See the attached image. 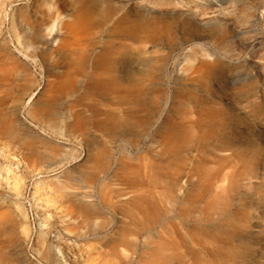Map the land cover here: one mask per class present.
I'll return each instance as SVG.
<instances>
[{
	"label": "rangeland",
	"instance_id": "rangeland-1",
	"mask_svg": "<svg viewBox=\"0 0 264 264\" xmlns=\"http://www.w3.org/2000/svg\"><path fill=\"white\" fill-rule=\"evenodd\" d=\"M0 264H264V0H0Z\"/></svg>",
	"mask_w": 264,
	"mask_h": 264
},
{
	"label": "built area",
	"instance_id": "built-area-1",
	"mask_svg": "<svg viewBox=\"0 0 264 264\" xmlns=\"http://www.w3.org/2000/svg\"><path fill=\"white\" fill-rule=\"evenodd\" d=\"M24 200H25L26 204L28 205L29 210H31L32 209V199L29 197L28 192H26ZM30 217H33V214H31V212H30ZM50 236L53 238L54 234L50 233Z\"/></svg>",
	"mask_w": 264,
	"mask_h": 264
},
{
	"label": "bare ground",
	"instance_id": "bare-ground-1",
	"mask_svg": "<svg viewBox=\"0 0 264 264\" xmlns=\"http://www.w3.org/2000/svg\"><path fill=\"white\" fill-rule=\"evenodd\" d=\"M179 123L182 124V117H181V119L179 120ZM174 127H175V126H173L172 129H174ZM173 151H174L173 153H176L178 150H173ZM198 197H199V196H198ZM198 197H197V198H198ZM197 198H196V199H197Z\"/></svg>",
	"mask_w": 264,
	"mask_h": 264
}]
</instances>
